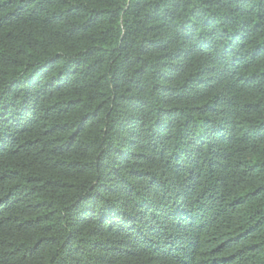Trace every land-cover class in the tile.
Listing matches in <instances>:
<instances>
[{
  "label": "trees",
  "instance_id": "obj_1",
  "mask_svg": "<svg viewBox=\"0 0 264 264\" xmlns=\"http://www.w3.org/2000/svg\"><path fill=\"white\" fill-rule=\"evenodd\" d=\"M0 264H264V0H0Z\"/></svg>",
  "mask_w": 264,
  "mask_h": 264
}]
</instances>
